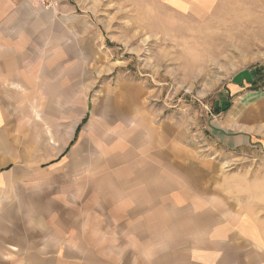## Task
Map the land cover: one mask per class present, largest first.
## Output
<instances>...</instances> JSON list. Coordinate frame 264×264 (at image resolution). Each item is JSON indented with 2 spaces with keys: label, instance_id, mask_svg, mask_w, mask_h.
Listing matches in <instances>:
<instances>
[{
  "label": "crops",
  "instance_id": "crops-1",
  "mask_svg": "<svg viewBox=\"0 0 264 264\" xmlns=\"http://www.w3.org/2000/svg\"><path fill=\"white\" fill-rule=\"evenodd\" d=\"M54 1L46 10L0 0V130L8 115L27 113L29 99L57 103L31 114L69 117L47 127L54 154L40 170L24 152L0 161V183L38 179L34 194L20 187L25 218L12 220L3 199L0 264H264V218L246 174L225 163L264 144L260 114L246 100L220 115L206 152L185 121L149 108L131 84L91 113L82 83L91 59L77 50L78 36L91 41L90 22L70 0ZM89 113L93 139L81 134Z\"/></svg>",
  "mask_w": 264,
  "mask_h": 264
},
{
  "label": "rangeland",
  "instance_id": "rangeland-1",
  "mask_svg": "<svg viewBox=\"0 0 264 264\" xmlns=\"http://www.w3.org/2000/svg\"><path fill=\"white\" fill-rule=\"evenodd\" d=\"M166 1L70 0L91 26V41L83 40L86 35L77 37L80 59H91V75L82 81L90 112L131 84L144 94L149 108L185 121L190 135L208 152L211 123L247 100L261 116L258 126L251 122L264 142V0H175L179 8ZM27 101V113L8 115L11 126L0 130V161L24 152L32 160L31 170L38 171L54 154L47 127L69 117L30 113L36 107L48 111L55 100ZM94 122L89 113L81 131L86 138L99 134L95 126L91 132L87 128ZM233 158L225 162L227 169L246 174L249 198L264 218V144ZM33 176L23 184L19 176L0 183V209L4 198L12 202V220L26 217V209L20 210V187H31L34 194L38 179ZM8 213L1 210L0 219Z\"/></svg>",
  "mask_w": 264,
  "mask_h": 264
},
{
  "label": "built area",
  "instance_id": "built-area-1",
  "mask_svg": "<svg viewBox=\"0 0 264 264\" xmlns=\"http://www.w3.org/2000/svg\"><path fill=\"white\" fill-rule=\"evenodd\" d=\"M38 7L46 10H51L55 7L54 0H32Z\"/></svg>",
  "mask_w": 264,
  "mask_h": 264
}]
</instances>
